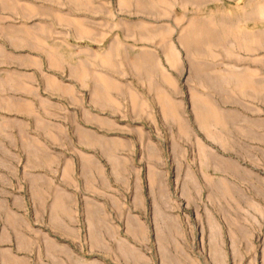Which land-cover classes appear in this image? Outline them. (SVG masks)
<instances>
[{
    "label": "crops",
    "instance_id": "0c3cea01",
    "mask_svg": "<svg viewBox=\"0 0 264 264\" xmlns=\"http://www.w3.org/2000/svg\"><path fill=\"white\" fill-rule=\"evenodd\" d=\"M247 224L264 0H0V264H246Z\"/></svg>",
    "mask_w": 264,
    "mask_h": 264
},
{
    "label": "rangeland",
    "instance_id": "374dc122",
    "mask_svg": "<svg viewBox=\"0 0 264 264\" xmlns=\"http://www.w3.org/2000/svg\"><path fill=\"white\" fill-rule=\"evenodd\" d=\"M253 226L254 225H251V224H247V227H248V248H251L252 247V250L248 249V254L246 256V264H264V254L263 255H260V254H257L255 255L254 252V248L253 246L255 245V243L259 242L260 239L255 240L254 238V231H253ZM233 257H232V262H233Z\"/></svg>",
    "mask_w": 264,
    "mask_h": 264
}]
</instances>
